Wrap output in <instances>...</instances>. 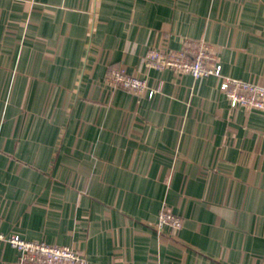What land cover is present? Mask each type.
<instances>
[{
    "label": "crops",
    "instance_id": "obj_1",
    "mask_svg": "<svg viewBox=\"0 0 264 264\" xmlns=\"http://www.w3.org/2000/svg\"><path fill=\"white\" fill-rule=\"evenodd\" d=\"M169 39L264 86V0H0L1 234L87 264H264V112L231 109L215 76L149 68ZM113 68L149 91L112 89Z\"/></svg>",
    "mask_w": 264,
    "mask_h": 264
},
{
    "label": "built area",
    "instance_id": "obj_2",
    "mask_svg": "<svg viewBox=\"0 0 264 264\" xmlns=\"http://www.w3.org/2000/svg\"><path fill=\"white\" fill-rule=\"evenodd\" d=\"M174 42L169 39L164 48L149 50L146 55L147 66L159 70L170 69L179 76L189 74L195 80L215 76L222 79L220 90L226 94L231 109L264 112V86L224 76L217 54L204 40L186 41L181 49H176ZM106 82L112 89L124 90L139 97L150 89L146 79L130 75L125 68L110 69ZM182 227L183 219L180 216L166 210L160 213L157 222L159 232L167 228L175 234ZM2 242L8 243L18 252L15 264H87L85 255L74 246L26 240L19 234L7 237L0 233Z\"/></svg>",
    "mask_w": 264,
    "mask_h": 264
}]
</instances>
